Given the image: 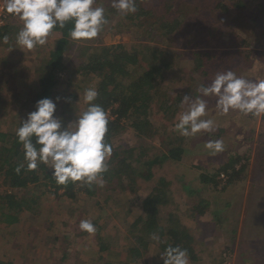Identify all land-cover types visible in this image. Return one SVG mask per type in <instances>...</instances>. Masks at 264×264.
Listing matches in <instances>:
<instances>
[{
    "label": "trees",
    "instance_id": "trees-1",
    "mask_svg": "<svg viewBox=\"0 0 264 264\" xmlns=\"http://www.w3.org/2000/svg\"><path fill=\"white\" fill-rule=\"evenodd\" d=\"M192 1L200 4L188 9L187 0H158V2L156 0H136L138 10L134 14L125 15L114 10L115 16L120 20L117 21L118 24L123 25L122 28L128 31L136 33L140 40L146 41L145 43L120 42L98 49L93 45L101 42L99 35L90 41H74L69 36L71 24L64 29H54L52 32L54 36L50 41L52 47L48 51V59L46 60L48 67L40 65L38 70L30 67L25 68L29 77L37 75V80H35L37 83L33 84L34 91L31 95L30 92L25 94L16 87H14L15 89L11 88L12 85L9 83V78H12L14 73L21 72V69L19 64L14 65L9 56L3 52L9 47L16 46L14 39L22 25L16 21L14 16L7 17L4 24L0 26V111L3 115L9 116L13 104H22L25 112L28 106V108H35L37 101L42 98L52 99L54 91L64 86L63 81L57 75L60 64L65 59L72 60L78 57V62L74 65L75 71L98 90L99 97L96 103L100 104L109 114L110 123L107 139L113 145V154L108 162L109 171L103 174L102 182L94 183L92 186L82 185L80 182L69 183L66 187L58 185L52 176L51 166L45 164H40L38 169L34 171H28L25 164V168L20 174H17L16 167L24 163V150L23 145L18 142L16 130L21 126L22 121L26 120V117L20 111L19 115L12 117V125L6 127L3 126L4 119L0 120V178L3 177V181L0 183V231H4V224L10 227L19 222L24 213L29 214L36 207H39L47 191L57 195L61 193L60 195L70 199L79 198L78 195L81 197L88 196L91 199L97 196V201L94 204L102 209L108 204L107 196L98 198V191L102 185L107 186L108 183L111 186H119L125 189L120 195L121 201L123 200L121 205L125 207L128 215L133 214V217L135 216L130 224H127L125 220L123 221L125 226L129 227V231L137 238L136 243L130 245L129 250H127L126 259L139 260L141 248L152 240L151 236L142 234L144 229L148 230L149 233L157 232L160 240L163 241V243L159 242L162 253L169 244L179 245L187 249L193 258H196L195 251L189 246L190 241L194 239L189 234L175 225L173 219H169V224L166 227L158 222V205H166L169 201L165 191L168 182L165 177H157L153 193L146 196L143 202L140 201L141 193H136L139 186L135 183L144 171L148 172V176L152 178L155 175V166L160 168L171 166L173 163H182L185 155H187L193 163L189 165L190 168L186 165L185 168L190 174L195 170L194 178L200 183H212L211 187L219 194V200L220 195L230 188L237 190L243 186L238 175L241 170L246 169L248 160H250V147L240 149V144L234 147L236 142L224 140L222 136L227 130L225 125L219 126L215 132H202L195 137H184L175 129L179 114L189 107L188 104H185L183 108L180 107L183 97L189 95L195 99L200 95L198 88L195 87V82L198 80L196 77L194 78V73H199V76L204 79V83L201 85H208L211 83L208 81L211 70L213 71L217 67L213 68V65L218 64L221 68L224 65H220L223 61L220 54H227L234 50L237 52L240 49L249 50L243 46L249 42L245 25H236L233 21L228 24L211 21L208 16L213 10L210 9L213 0ZM97 3L106 9V15L110 22L115 18L117 20V17L114 15L112 17L107 10V3L104 0H97ZM150 3L159 5L157 7L154 4L152 8ZM244 4L245 2L241 0L234 2V5L240 7ZM218 6L224 10L229 9L223 1L222 3L219 2L216 8ZM3 35H8V43L3 42ZM150 41L155 43L152 44ZM163 42H167L170 46L175 45L176 49L166 48ZM181 48L191 49L189 51ZM91 49L93 50L90 51ZM73 52L76 56L71 55ZM250 53V51L246 53L248 59L246 67L250 66L252 60ZM224 69H230V67L226 64ZM236 71L237 75H244L243 71ZM174 72L180 74V80H183L184 85L173 99L168 93H163L159 109L167 115L170 124L166 128L165 134L159 135L163 149L149 151L147 149L149 142L144 143L142 139L144 137L154 138L156 134L151 128L150 120L151 109L156 102V94L154 93L159 87V81H164L167 75L171 80ZM66 91L65 85L61 92L65 93ZM68 94L70 101H72L70 105L72 110L69 113H60L59 115L64 127L75 121L77 114L87 108L84 103L81 108L77 109L74 105L77 95L75 93ZM205 99L208 102L206 119H213L214 122L219 119L220 123L228 122L231 125H236L239 137L244 133L254 131L257 117L244 115L234 110L223 114L216 108L215 97H206ZM5 104L7 106L2 108ZM128 127L137 135L139 142L134 145L128 143L115 145L114 137ZM210 139H222L225 150L213 154L205 147L206 142ZM246 139L249 143L252 139L251 135ZM260 151L261 153L256 155L258 162L256 164L259 167L257 173L258 175L262 174L260 181L264 183V152ZM203 155L205 160L197 158V156ZM223 155L225 157L218 160ZM197 159H199L198 162H196ZM127 180L130 184L129 193H127L128 188L124 185ZM261 197L264 200V191ZM115 201L117 202L116 199ZM226 204L228 203L226 202L225 206L222 205L223 207L220 206L219 209L212 212L217 221L221 219L219 213L227 212L229 204L227 206ZM141 205H143L142 210H140ZM262 205L261 203V209L264 211ZM39 217L44 218V213L40 212ZM46 225L51 227L53 225L52 220L48 219ZM140 225L143 229L139 227ZM104 240L101 241V250L106 249L107 246ZM259 240H264V237ZM226 249L232 250L230 244L227 245ZM252 254H254L253 251L243 259V264H247L251 260L250 255ZM126 259L115 263L107 262L106 264H128ZM16 263L17 261L0 258V264ZM161 264H164L163 259Z\"/></svg>",
    "mask_w": 264,
    "mask_h": 264
},
{
    "label": "rangeland",
    "instance_id": "rangeland-1",
    "mask_svg": "<svg viewBox=\"0 0 264 264\" xmlns=\"http://www.w3.org/2000/svg\"><path fill=\"white\" fill-rule=\"evenodd\" d=\"M156 1L158 2V0ZM222 1L226 3L229 9L224 10L221 6L216 8L219 2L222 3ZM235 1L237 0H213L210 8L213 10L210 11L208 19L219 24H228L233 21L236 25H245V32L250 43L247 42L243 46H246L249 50H241L238 47L240 50H237V52L234 50L227 54H220L223 58L220 65H224L222 68L218 64L213 65V68L217 67L213 71L211 70L209 82L215 78L218 72L234 71V69L235 72H237L236 70L243 71L244 75L242 76L246 79H264V0H241L245 2L241 7L234 5ZM104 2L107 3V10L112 17L115 16L116 13L113 12L115 9L111 7V0H104ZM187 2L188 9L200 4L192 0H187ZM154 4L157 7L159 5L157 3H150L149 5L153 8ZM15 19L22 25V21L17 17ZM115 20L116 18L112 19L107 28L99 34L101 42L95 43L93 46L100 49L102 46L113 43L143 42L136 33L122 28L123 25L118 24L120 21L118 17ZM53 36L54 33H51L48 42L44 46H38L32 50H22L15 42L16 46L13 45L14 47H9L3 52L9 56L14 65L19 64L21 69V72L14 73L12 78H9L11 88L15 89L14 87H16L25 94L30 92L31 95L33 93V84L37 83L35 81L37 75L29 77L25 68L30 67L38 70L40 65L48 67L46 60L48 59V51L52 47L50 41ZM150 43L154 44L155 42L150 41ZM163 44L166 48L176 49L175 45L170 46L167 42H163ZM181 49L190 51L191 48ZM248 51L251 52L249 55L252 60L250 66L246 67L248 64L246 53ZM71 55L76 56L75 52ZM77 62L78 57L72 60L65 59L57 71V75L64 83H62L64 86L54 91L52 98L53 101H57V98H59L56 111L58 117H60V113L66 114L72 110L70 108L72 101H70L68 93L77 95L74 105L79 109L84 104V91L92 87L88 80L75 71L74 65ZM226 64L230 69H224ZM172 75L171 80L167 75L164 81H159V87L154 93L156 94V102L153 109H151L150 120L151 128L154 129L156 134L154 138L144 137L142 139L144 143L149 142V146H147L149 151L163 149L159 135L165 134L164 132L170 124L167 115L159 109L163 93H168L173 99L184 85L183 80H180L179 73L174 72ZM195 77L198 80L195 82V87L199 89V85L204 83V79L199 76V73H194ZM65 85L67 91L64 93L61 92V89L64 90ZM16 105H12L9 116L0 113L3 116L1 120L4 119L5 122L3 123L4 127L12 125V117L19 115L20 111L27 119L28 113L35 110L33 107L28 108V106L24 112L22 104ZM6 106L7 104L3 105L2 108ZM219 126H224L227 129L222 138L226 141L236 142L234 147L239 144L240 149L250 147V160H248L246 169L241 170L238 175L240 182L243 184L242 188L237 190L230 188L220 195L219 200V194L211 187L212 183H200L199 180L194 178L195 170L192 174L188 172L185 165L190 168L189 165L193 161L185 155L182 163L179 162L180 164L170 163L171 166L160 168L155 166V175L152 178L148 176V172L144 171L135 182L139 186L136 193H141L142 198L140 201L143 202L146 196L153 193L157 177H165L168 181L165 191L169 201L166 205H158L157 219L165 227L169 224V219H173L175 225L181 227L185 233L194 239L190 241L189 246L195 251L196 258L188 253L190 264H243V259L249 256L252 251L254 254L250 255L251 260L247 264H264V240H259L264 237V211L261 209V203L264 207V200L261 197L264 191V183L260 181L262 174L258 175L259 167L256 164L258 163L256 155L261 153L260 150L264 152V115L257 117L252 133H244L241 137H239L236 125H231L228 122L220 123L218 119L214 122L215 130H218ZM249 135L252 139L248 143L246 137H249ZM138 140L139 138L134 131L128 127V129L116 135L113 142L115 145L123 143L134 145L139 142ZM224 157L223 155L218 160H222ZM197 158L205 160L204 155L197 156ZM198 161L199 159L196 162ZM185 171L186 174H184ZM197 171L199 170L197 169ZM2 181L3 177L0 178V183ZM124 185L128 188L129 181L127 180ZM124 190L119 186H111L108 183L107 186L102 185L98 191V198L107 196L108 203L102 209L94 204L97 201V196L91 199L88 196L81 197L78 195L79 198L70 199L60 195L61 193L57 195L47 191L39 207H36L33 212L24 213L21 220L10 227L4 224V231H0V258L17 261L16 264H106L107 262L115 263L126 259L127 250H129L130 245L136 243L137 238L129 231V227L123 223L125 220L127 224H130L135 217H133V214L128 215L125 207L121 205L123 200L121 201L120 195ZM128 190L127 193L130 192L129 188ZM259 199L260 201H258ZM226 202L229 204H226V206L228 205L227 212L219 213L221 219L217 221L212 212L222 205L225 206ZM142 209L143 205L140 206V210ZM40 212L44 213V218L39 217ZM48 219L53 222L51 227L46 225ZM83 219L93 221L97 229L94 234H88L80 230L79 223ZM139 227L141 228L142 225ZM155 233L157 234V232ZM142 234L152 236L153 233H149L148 230L144 229ZM103 239H105L104 242L107 246L106 249L101 250L100 245ZM228 244H230L232 250L226 249ZM161 248L160 243L152 239L141 248L142 252L139 260H126L128 264H161Z\"/></svg>",
    "mask_w": 264,
    "mask_h": 264
},
{
    "label": "clouds",
    "instance_id": "clouds-1",
    "mask_svg": "<svg viewBox=\"0 0 264 264\" xmlns=\"http://www.w3.org/2000/svg\"><path fill=\"white\" fill-rule=\"evenodd\" d=\"M111 7L122 14L137 12L136 0H111ZM3 10L22 21L15 42L20 48L32 50L44 46L54 29L71 24L69 36L74 41H90L98 37L109 24L106 9L97 0H5ZM2 40L8 43V35ZM195 99L185 95L180 107H189L178 116L175 129L184 137H195L202 132L212 133L214 120L208 114L206 97L216 98V108L223 114L239 111L244 115H264V79L249 80L232 70L218 72L208 85H201ZM99 92L94 87L84 91L85 110L67 127L56 116L57 101L42 98L35 110L28 113L16 130L18 142L23 145L24 163L15 171L20 174L25 164L28 171L37 170L40 164L50 165L58 185L80 182L92 186L101 183L109 171L113 145L107 139L109 114L98 103ZM205 147L213 154L225 150L222 139L208 140ZM79 228L88 234L97 229L90 219H83ZM151 238L163 243L153 233ZM164 264H190L187 249L169 244L161 255Z\"/></svg>",
    "mask_w": 264,
    "mask_h": 264
},
{
    "label": "built area",
    "instance_id": "built-area-1",
    "mask_svg": "<svg viewBox=\"0 0 264 264\" xmlns=\"http://www.w3.org/2000/svg\"><path fill=\"white\" fill-rule=\"evenodd\" d=\"M4 2H5V0H0V26L4 24V22L6 21L7 17H10V14H7L3 10V4H4Z\"/></svg>",
    "mask_w": 264,
    "mask_h": 264
},
{
    "label": "crops",
    "instance_id": "crops-1",
    "mask_svg": "<svg viewBox=\"0 0 264 264\" xmlns=\"http://www.w3.org/2000/svg\"><path fill=\"white\" fill-rule=\"evenodd\" d=\"M0 113H1V111H0ZM2 117H3V116H1V114H0V120H1ZM3 123H5V122L3 121Z\"/></svg>",
    "mask_w": 264,
    "mask_h": 264
}]
</instances>
